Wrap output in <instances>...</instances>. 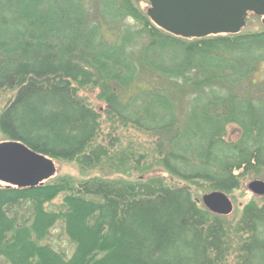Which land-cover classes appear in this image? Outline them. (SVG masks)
Segmentation results:
<instances>
[{
  "label": "trees",
  "instance_id": "trees-1",
  "mask_svg": "<svg viewBox=\"0 0 264 264\" xmlns=\"http://www.w3.org/2000/svg\"><path fill=\"white\" fill-rule=\"evenodd\" d=\"M144 1L0 0L1 141L83 176L0 182L1 260L264 264V196L228 215L202 201L264 180V25L185 38ZM121 129L145 139L123 146ZM59 224L71 252L50 240Z\"/></svg>",
  "mask_w": 264,
  "mask_h": 264
},
{
  "label": "water",
  "instance_id": "water-1",
  "mask_svg": "<svg viewBox=\"0 0 264 264\" xmlns=\"http://www.w3.org/2000/svg\"><path fill=\"white\" fill-rule=\"evenodd\" d=\"M147 14L160 28L185 38L239 33L250 16L264 22V0H149ZM54 160L21 141L0 142V182L9 186H35L56 174ZM249 190L264 195V180H252ZM212 212L228 215L234 211L232 199L223 191L202 196Z\"/></svg>",
  "mask_w": 264,
  "mask_h": 264
},
{
  "label": "rangeland",
  "instance_id": "rangeland-1",
  "mask_svg": "<svg viewBox=\"0 0 264 264\" xmlns=\"http://www.w3.org/2000/svg\"><path fill=\"white\" fill-rule=\"evenodd\" d=\"M142 6L147 9L149 6V2H142ZM262 25H264L263 20L261 17H250V19L248 20L247 26L244 28V30H258ZM89 101L90 103L96 107V108H104L105 105L102 102L96 101L95 96L96 94L93 91L90 90H85L81 92ZM12 98V94L10 93H4L2 94L1 98H0V108H3L7 103L8 100ZM104 128V130L106 131H110V125H107L106 123L103 124L102 126ZM233 130L234 128L231 127L229 128V135L233 136ZM121 133V138H122V145H131V143L133 142H141L143 141L145 138L144 136L142 137L141 134L139 132H137L134 129H121L120 130ZM141 136V137H140ZM1 140H3V135L0 132V142H2ZM6 141V140H4ZM54 163L56 165V173L57 174H69V175H73L77 178H83V176H81L82 174L79 172V168L75 163H70V162H66V161H60V160H54ZM162 171V173H164L165 175H167L164 170H162V168L157 167V171ZM168 176V175H167ZM256 180V179H253ZM263 180V179H260ZM252 180L245 182V188L247 187V184H249V182H251ZM249 189V188H248ZM254 194V193H253ZM264 196V195H262ZM252 198V192L249 190L244 189V190H237L234 193V196H232V201L234 203V209H241L240 207L243 206L246 202H248L250 199ZM62 202V197L57 198L54 201L55 207L59 206ZM63 225L59 224L57 229L54 231L52 237L50 238L51 242L54 243V245L62 250L66 249L68 251L71 252L72 250V246L69 242V240L67 239V237L64 234V229H62ZM233 256V255H232ZM231 256V257H232ZM230 257V258H231ZM233 259V258H231ZM0 264H9L3 260L0 259Z\"/></svg>",
  "mask_w": 264,
  "mask_h": 264
}]
</instances>
